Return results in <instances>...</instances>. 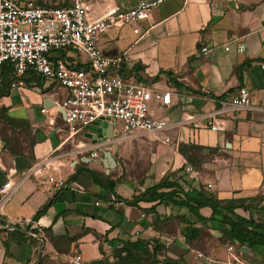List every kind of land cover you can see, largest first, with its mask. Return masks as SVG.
<instances>
[{"label":"crops","instance_id":"1","mask_svg":"<svg viewBox=\"0 0 264 264\" xmlns=\"http://www.w3.org/2000/svg\"><path fill=\"white\" fill-rule=\"evenodd\" d=\"M138 1L91 0L88 9L97 15L107 5L128 9ZM140 26L139 38L126 27L114 28L106 32L112 33L105 39L101 37L106 33L100 35L96 46L108 58H122L120 72L125 76L150 79L157 88L170 92V106L165 111L169 120L206 116L218 110V102L239 87L247 90L249 109L217 115L222 123L218 132L194 128L190 123L172 128L167 132V145L149 136L127 140L112 136L101 148L112 155L115 145L122 144L125 150L137 138H147L144 143L152 149L149 158L154 168L150 170L147 165L135 177L121 180L118 170L106 174L102 169L101 149L96 159L91 158L94 144L87 136L94 127L77 134L68 132L54 103L59 90L33 75L24 76L23 85L16 89L0 88V187L6 181L15 186L0 204V220L5 227L30 224V229L37 231V235L24 233L16 239L0 233V264H64L75 252L86 264H125L122 245L136 241L156 242V264H165V260L174 264H264V248L244 246L241 248L247 251L237 254L234 246L219 241L222 227L216 223L193 225L200 230L194 237L183 223L184 219L192 222L183 209L159 206V221L152 223L153 217L140 210L147 205L126 206L111 195L104 200L106 192L92 184L84 172L110 175L116 180L115 196L125 200L181 167L187 180L193 179L187 181L184 190L202 188L218 200L264 196V141L260 136L264 121V69L260 68L264 63V0H236L235 4L229 0H161ZM147 36L144 45L158 51L161 67L150 68L138 56H130L131 47ZM126 39L130 44H123ZM201 48L208 50L205 56ZM160 83L163 86L159 87ZM8 119L14 123L8 124ZM180 145L210 151L187 152V164L177 151ZM205 155H209L206 161ZM118 156H122L120 150ZM43 162L45 167L41 168ZM49 176L63 180V187L54 190L45 185ZM50 201L45 213L31 223L32 216ZM262 207L264 200L258 205L247 204L246 211L237 209L235 213L263 221L259 212ZM200 213L204 218L210 214L208 209ZM42 230L56 241L51 242ZM6 240L5 252L2 243Z\"/></svg>","mask_w":264,"mask_h":264},{"label":"built area","instance_id":"2","mask_svg":"<svg viewBox=\"0 0 264 264\" xmlns=\"http://www.w3.org/2000/svg\"><path fill=\"white\" fill-rule=\"evenodd\" d=\"M90 1L70 0L63 5L62 0H0V88L3 67L9 71L8 90L21 87L24 76H36L59 90L54 103L62 110V121L70 134L108 119L114 121L112 136L118 134L120 140L149 136L165 145L170 144L167 132L172 128L190 123L194 128L218 132L222 123L217 115L249 109L247 90L239 87L218 102V110L206 116L169 120L165 111L170 106V92L157 88L150 79L125 76L120 72L122 58H108L96 46V39L114 28L126 27L133 36L141 37L140 23L161 0H140L128 9L107 5L97 15L89 12ZM200 52L205 56L208 50L201 48ZM260 68L264 69V63ZM260 127L264 141V121ZM101 148V143L94 144L91 158L96 159ZM44 184L56 190L64 181L49 176ZM14 190L15 186L6 181L0 187V204ZM64 264L86 262L75 252Z\"/></svg>","mask_w":264,"mask_h":264},{"label":"trees","instance_id":"3","mask_svg":"<svg viewBox=\"0 0 264 264\" xmlns=\"http://www.w3.org/2000/svg\"><path fill=\"white\" fill-rule=\"evenodd\" d=\"M137 69L136 67L134 68ZM167 77H170L168 72L164 73ZM2 77V87L1 89H6L9 84V71L6 67L1 70ZM40 81V80H39ZM40 83V82H39ZM7 123L12 125L14 122L12 120H7ZM200 148L191 145H180L178 147V153L185 158L187 164H190V160L186 157L187 152L195 151ZM207 151L209 149H200V151ZM92 184L100 187L106 192L104 200L109 199V195L113 196L114 199L123 203L126 206L140 208V204L147 205L145 208H141L147 215L153 217V222L159 221V216L156 212L157 207H176L183 209L192 218V222L188 220H183V223L187 225V230L194 233V237L199 236L200 230L192 228L193 225L199 224L200 227L205 226L207 223H216L222 227L220 230L219 241L223 244L232 245L235 247V252L238 254L241 247H247L251 250L257 247L264 248V220L255 221L248 217L247 219L238 216L235 210L242 209L246 211L247 204H259L264 200V196H255L250 199H230V200H218L213 193L205 192L202 188L198 190L190 189L184 190V185L187 181H192L193 179L187 180V175L184 173V167H181L176 171L179 177L176 178L175 174H169L158 181L156 184L144 189L137 195L133 196L130 200H125L115 196L113 192L116 180L110 179V175L105 176L102 173H96L94 171L85 170ZM75 174L69 178L73 180ZM50 202L41 207L31 218V223L35 222L39 217H41L46 209L50 206ZM203 209H208L210 214L208 218L201 216L200 211ZM260 214L264 216V208H260ZM0 227H5L4 223L0 220ZM43 233L47 234L48 239L51 242L56 241L57 238H53L47 230H42ZM0 233H4L7 239H16L27 233L30 236L37 235V231L30 229V224L26 226L19 227L18 225L6 226L5 229H0ZM186 238L185 233L183 234ZM63 239H66L65 237ZM70 241V240H69ZM5 252L7 251L8 242L7 240L2 243ZM148 247H151L149 251ZM156 242L147 241H136L134 244L124 243L120 250V253L124 252V257L122 261L125 264H156L155 254L158 249ZM165 264H174L172 261L165 260Z\"/></svg>","mask_w":264,"mask_h":264},{"label":"rangeland","instance_id":"4","mask_svg":"<svg viewBox=\"0 0 264 264\" xmlns=\"http://www.w3.org/2000/svg\"><path fill=\"white\" fill-rule=\"evenodd\" d=\"M141 27V26H140ZM112 33V32H111ZM111 33H106L105 36H102L101 38L105 39L106 37L110 36ZM149 36L146 37V39L140 41L138 45L131 47L130 56H138L137 59L140 61H145L146 65H149V67H161V57L158 51H152L148 49L144 45L145 42H148ZM130 40H124V43L130 44ZM143 71V68L141 69ZM163 86V83L159 85V87ZM118 129V125L116 127ZM118 135V134H116ZM145 141L148 142L147 138H137L134 139L129 143L128 146H126V149L124 150V147L122 144L115 145L113 156L115 158V161L117 163L116 169L112 170H118L120 173L118 179L125 180L127 178H132L138 175L139 172H141L143 169L149 165L150 170L154 168V164L151 163L150 154H151V146L144 143ZM122 153V156H118V151ZM209 155L203 156V159L206 161L208 159Z\"/></svg>","mask_w":264,"mask_h":264},{"label":"water","instance_id":"5","mask_svg":"<svg viewBox=\"0 0 264 264\" xmlns=\"http://www.w3.org/2000/svg\"><path fill=\"white\" fill-rule=\"evenodd\" d=\"M52 105V104H50ZM58 113L61 118H63L62 110L58 109ZM114 126V121H109L108 119H104L102 121H98L94 123V131L92 134H89L87 138L90 140L91 144L101 143L106 144L112 140V128ZM101 155V167L107 174L108 171L115 169L116 163L113 155L109 150H100ZM245 248H240V252L245 251ZM247 251V250H246Z\"/></svg>","mask_w":264,"mask_h":264}]
</instances>
